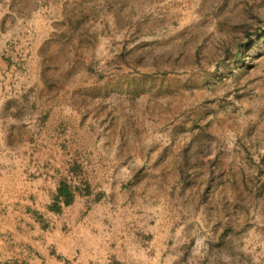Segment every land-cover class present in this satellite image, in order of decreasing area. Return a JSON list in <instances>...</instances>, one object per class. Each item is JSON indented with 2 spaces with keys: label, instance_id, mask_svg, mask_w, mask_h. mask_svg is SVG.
Segmentation results:
<instances>
[{
  "label": "rangeland",
  "instance_id": "374dc122",
  "mask_svg": "<svg viewBox=\"0 0 264 264\" xmlns=\"http://www.w3.org/2000/svg\"><path fill=\"white\" fill-rule=\"evenodd\" d=\"M31 35L77 141L202 226L183 264H264V0H0L2 51Z\"/></svg>",
  "mask_w": 264,
  "mask_h": 264
},
{
  "label": "crops",
  "instance_id": "0c3cea01",
  "mask_svg": "<svg viewBox=\"0 0 264 264\" xmlns=\"http://www.w3.org/2000/svg\"><path fill=\"white\" fill-rule=\"evenodd\" d=\"M31 41L0 47V264H183L202 226L168 212L156 177L114 176L113 146L77 141L69 80Z\"/></svg>",
  "mask_w": 264,
  "mask_h": 264
},
{
  "label": "trees",
  "instance_id": "16d2710c",
  "mask_svg": "<svg viewBox=\"0 0 264 264\" xmlns=\"http://www.w3.org/2000/svg\"><path fill=\"white\" fill-rule=\"evenodd\" d=\"M66 199H67V198H66ZM70 199H71V197H70V198H68V200H67V201H68V202H70Z\"/></svg>",
  "mask_w": 264,
  "mask_h": 264
}]
</instances>
